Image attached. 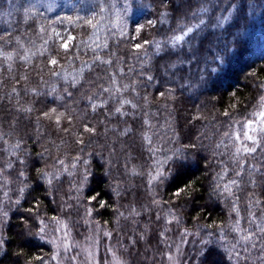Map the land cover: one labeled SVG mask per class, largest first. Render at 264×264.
I'll list each match as a JSON object with an SVG mask.
<instances>
[{
  "label": "trees",
  "instance_id": "16d2710c",
  "mask_svg": "<svg viewBox=\"0 0 264 264\" xmlns=\"http://www.w3.org/2000/svg\"><path fill=\"white\" fill-rule=\"evenodd\" d=\"M0 54V264H50L58 219L264 264V0H0Z\"/></svg>",
  "mask_w": 264,
  "mask_h": 264
},
{
  "label": "rangeland",
  "instance_id": "374dc122",
  "mask_svg": "<svg viewBox=\"0 0 264 264\" xmlns=\"http://www.w3.org/2000/svg\"><path fill=\"white\" fill-rule=\"evenodd\" d=\"M56 34L62 44L73 38L66 30H59ZM48 237L54 249L50 264H185L188 256L184 253L190 250L189 239L182 242L175 236L160 252L152 255L144 254L147 247L139 244L137 257L129 260L125 247L96 223L78 225L69 219H58L52 224Z\"/></svg>",
  "mask_w": 264,
  "mask_h": 264
},
{
  "label": "snow or ice",
  "instance_id": "6c2138e0",
  "mask_svg": "<svg viewBox=\"0 0 264 264\" xmlns=\"http://www.w3.org/2000/svg\"><path fill=\"white\" fill-rule=\"evenodd\" d=\"M206 10V9H204ZM101 11H103V9H101ZM163 15V14H162ZM163 22V21H162ZM89 23L91 24V20L89 21ZM149 23H153L152 21H149ZM200 23L202 24L203 21L201 20ZM93 27H95V25H92ZM139 31V29H138ZM193 31V28L192 27H188L186 31H183V34L182 35H175L174 37L171 38V40L169 41V43L171 44L172 48L173 49H176L178 46L181 45V42H183L185 40V37L188 36L189 33H191ZM71 39H74V38H69L68 41H65L63 44H62V47L65 51H68L69 50V43H70V40ZM145 43H148L147 41H145ZM106 47V45H104ZM143 45L141 44H137L136 45V48L139 49V48H142ZM159 44H157V49H159ZM0 55H4V58L5 59H12L11 55H7V54H0ZM23 59L27 60L28 57H23ZM97 59H99V57H97ZM50 63L52 65H56L58 62L55 60V59H52L50 61ZM102 63H108V64H111V61H102ZM174 66V65H173ZM149 80L152 79L151 76L148 77ZM113 85L115 86V92L116 93H119L122 91V89H126L128 86L127 85H123V86H119V85H116V81L115 79H113L112 81ZM104 91H111V89H104ZM115 94V93H114ZM163 95V94H161ZM123 103H130V101H124ZM95 107V106H94ZM133 107H135V105H133ZM28 111H30V109H28ZM53 112H55V109L52 110ZM116 112H121V108H116L115 109ZM45 116H48L49 114L48 113H45L44 114ZM261 117L264 118V113H261ZM145 123H147V121H145ZM252 132H255L256 129L252 128L251 129ZM260 131L264 132V128L260 129ZM146 140L149 141V143L151 142L150 141V138L148 136H145L144 137ZM238 140L240 139L239 135H237L236 137ZM244 139L251 142V144L253 146H248V145H244L243 148H237L236 150V153L237 155H239L241 152L245 153V154H251V153H254L256 150H257V147L259 146V141L257 140L256 136L254 135H250L248 132H245L244 133ZM239 174V173H238ZM233 184L237 183L236 181H232ZM225 190L226 191H230V188L226 185L225 186ZM180 193L177 192L176 195H179ZM237 227H238V224H237ZM261 231H264V229H261ZM243 240H250L251 239V236H244L242 237ZM202 243L204 245H209L211 244V241L209 240H205V241H202ZM207 251V248H202L201 249V252H200V255H204V253Z\"/></svg>",
  "mask_w": 264,
  "mask_h": 264
}]
</instances>
